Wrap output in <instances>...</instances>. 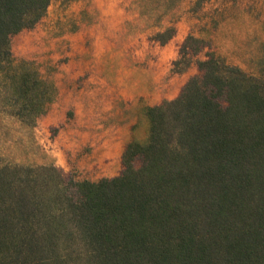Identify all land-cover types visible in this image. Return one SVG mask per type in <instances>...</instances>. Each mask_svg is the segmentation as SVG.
<instances>
[{
    "label": "trees",
    "instance_id": "16d2710c",
    "mask_svg": "<svg viewBox=\"0 0 264 264\" xmlns=\"http://www.w3.org/2000/svg\"><path fill=\"white\" fill-rule=\"evenodd\" d=\"M51 1L0 0L5 134L31 136L56 98L10 44ZM162 1L135 3L151 18L178 0ZM173 35L168 27L154 39ZM197 68L175 99L145 109L147 138L125 146L115 177L66 179L53 164L0 152V264H264V80L213 53Z\"/></svg>",
    "mask_w": 264,
    "mask_h": 264
},
{
    "label": "rangeland",
    "instance_id": "374dc122",
    "mask_svg": "<svg viewBox=\"0 0 264 264\" xmlns=\"http://www.w3.org/2000/svg\"><path fill=\"white\" fill-rule=\"evenodd\" d=\"M195 2L175 1L149 18L135 0H52L10 44L57 95L31 136L0 129L1 154L23 166L53 164L66 179L115 177L125 146L147 138L145 109L175 99L201 74L198 61L213 53L264 80V0ZM168 27L173 37L156 41Z\"/></svg>",
    "mask_w": 264,
    "mask_h": 264
}]
</instances>
